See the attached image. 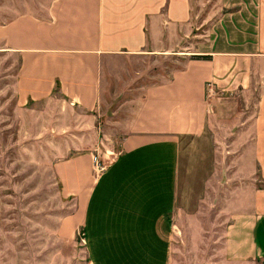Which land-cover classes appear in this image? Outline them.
Masks as SVG:
<instances>
[{
  "label": "crops",
  "instance_id": "crops-1",
  "mask_svg": "<svg viewBox=\"0 0 264 264\" xmlns=\"http://www.w3.org/2000/svg\"><path fill=\"white\" fill-rule=\"evenodd\" d=\"M192 1L34 0L21 1L22 11L0 2L10 12L0 19V43L18 59V104L58 105L63 129L71 114L88 117L100 139L52 167L62 194L82 204L72 216L84 227L89 264H172L178 253L192 264L264 259V0H238L226 48L181 54L186 23L199 22ZM178 54L163 74L128 84L106 117L110 68L149 57L161 66ZM98 117L110 123L106 133ZM215 126L234 151L218 208L204 200L216 163L188 162L184 175L181 168L183 140L208 139ZM106 138L118 139L107 146L114 157L96 175L92 157Z\"/></svg>",
  "mask_w": 264,
  "mask_h": 264
},
{
  "label": "rangeland",
  "instance_id": "rangeland-1",
  "mask_svg": "<svg viewBox=\"0 0 264 264\" xmlns=\"http://www.w3.org/2000/svg\"><path fill=\"white\" fill-rule=\"evenodd\" d=\"M4 1L0 0L1 3ZM21 1L34 2L6 0L7 4L16 5L15 11L25 8ZM237 2L193 0L189 10L199 22L186 23L188 30L184 32L186 35L179 53L226 48L223 42L225 33L238 25ZM4 15L8 17L10 12L0 11V19ZM230 19L234 21L230 22ZM179 58L180 54L171 55L161 66L153 65V57L139 61L134 59L128 60L127 66L118 72L110 68L111 73L105 75L102 99L106 117L111 116L114 109L111 103L123 97L128 84L149 82L153 76L163 74L164 68L172 67L175 59ZM17 67L16 55L5 52L0 43V264H89L84 227L77 223L76 216H72L82 204L62 194L61 184L52 167L57 160L74 155L92 143L98 144L100 139L94 137L96 129L88 122V117L73 119L77 116L71 114L65 119L67 128L63 129L60 126L62 122L58 121L62 115L58 105L44 102L19 105L14 89ZM257 91L258 87L249 93L250 104L246 113L253 111ZM233 112L226 117L236 114ZM105 125L108 126L105 128ZM109 125L107 119L100 120L98 117V130L106 133ZM232 128L234 131L235 127ZM209 132L208 139L187 137L183 140L181 168L184 175L188 162L194 165L206 162L209 166L216 163L215 177L207 188L204 200L213 197L214 207L218 208L220 196L229 187L224 179V164L229 166L232 163L234 151L223 129L215 126ZM103 141L102 151L99 153L96 150L99 153L96 155L102 164L107 165L114 157V152L108 151L107 146L116 144L118 139L106 138ZM229 171H232L231 167ZM191 173L195 175L197 171ZM173 257L172 264H192L189 255L182 257L178 253ZM259 264H264V259Z\"/></svg>",
  "mask_w": 264,
  "mask_h": 264
},
{
  "label": "built area",
  "instance_id": "built-area-1",
  "mask_svg": "<svg viewBox=\"0 0 264 264\" xmlns=\"http://www.w3.org/2000/svg\"><path fill=\"white\" fill-rule=\"evenodd\" d=\"M209 86V93L212 94V88L210 86V84H208ZM92 161H93V168L94 171L96 172V174L101 173L105 170L106 165L102 164L101 161L98 159L97 155H94L92 157Z\"/></svg>",
  "mask_w": 264,
  "mask_h": 264
}]
</instances>
